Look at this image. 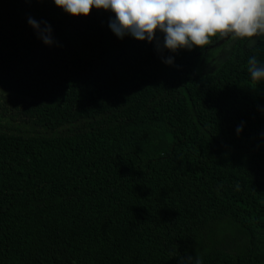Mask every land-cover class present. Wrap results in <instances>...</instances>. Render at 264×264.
Segmentation results:
<instances>
[{
    "label": "trees",
    "instance_id": "1",
    "mask_svg": "<svg viewBox=\"0 0 264 264\" xmlns=\"http://www.w3.org/2000/svg\"><path fill=\"white\" fill-rule=\"evenodd\" d=\"M263 11L0 0V264H264Z\"/></svg>",
    "mask_w": 264,
    "mask_h": 264
},
{
    "label": "rangeland",
    "instance_id": "2",
    "mask_svg": "<svg viewBox=\"0 0 264 264\" xmlns=\"http://www.w3.org/2000/svg\"><path fill=\"white\" fill-rule=\"evenodd\" d=\"M259 16L264 18V11ZM215 25L218 32L222 33V38L215 47L207 51L201 62L198 64V70L204 75L214 72L219 65L229 57L237 35H241L242 30L245 28V25L238 24L234 27V30H230V27L224 18H218ZM262 36H264V27L259 37Z\"/></svg>",
    "mask_w": 264,
    "mask_h": 264
}]
</instances>
